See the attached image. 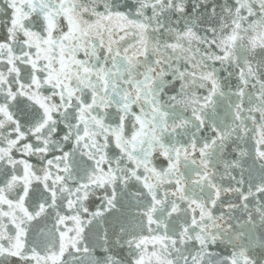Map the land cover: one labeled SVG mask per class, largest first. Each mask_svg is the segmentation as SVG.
Instances as JSON below:
<instances>
[{"label": "snow or ice", "instance_id": "obj_1", "mask_svg": "<svg viewBox=\"0 0 264 264\" xmlns=\"http://www.w3.org/2000/svg\"><path fill=\"white\" fill-rule=\"evenodd\" d=\"M0 264H264V0H0Z\"/></svg>", "mask_w": 264, "mask_h": 264}]
</instances>
